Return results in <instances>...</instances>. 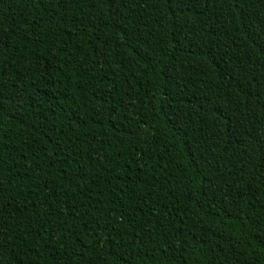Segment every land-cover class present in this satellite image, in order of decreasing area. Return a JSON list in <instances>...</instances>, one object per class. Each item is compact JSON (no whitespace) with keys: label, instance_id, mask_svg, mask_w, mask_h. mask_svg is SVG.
<instances>
[{"label":"trees","instance_id":"trees-1","mask_svg":"<svg viewBox=\"0 0 264 264\" xmlns=\"http://www.w3.org/2000/svg\"><path fill=\"white\" fill-rule=\"evenodd\" d=\"M0 264H264V0H0Z\"/></svg>","mask_w":264,"mask_h":264}]
</instances>
